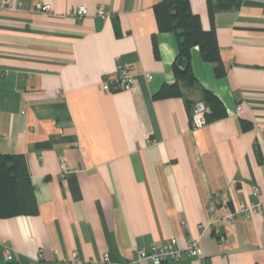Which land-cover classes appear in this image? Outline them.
I'll return each instance as SVG.
<instances>
[{
	"label": "crops",
	"instance_id": "crops-1",
	"mask_svg": "<svg viewBox=\"0 0 264 264\" xmlns=\"http://www.w3.org/2000/svg\"><path fill=\"white\" fill-rule=\"evenodd\" d=\"M7 1L0 154L22 156L35 206L0 218V264H65L73 251L125 264L171 239L200 248L177 264H264V0H188L215 31L225 72L216 76L194 46L197 84L166 98L154 95L175 82L178 48L174 32L158 29L162 0ZM79 5L87 12L76 19ZM121 66L132 87L103 91ZM200 87L225 116L193 128ZM238 203L259 211L244 217Z\"/></svg>",
	"mask_w": 264,
	"mask_h": 264
},
{
	"label": "trees",
	"instance_id": "trees-1",
	"mask_svg": "<svg viewBox=\"0 0 264 264\" xmlns=\"http://www.w3.org/2000/svg\"><path fill=\"white\" fill-rule=\"evenodd\" d=\"M154 13L160 31L175 33L178 48L172 64L175 82L162 85L154 98L180 97L183 84H197L189 62L190 50L194 46H198L205 61L214 64L216 76L224 74L215 31L201 28L188 0H162L155 5ZM199 93L200 101L209 109L205 115L206 121L225 116V109L214 94L201 87ZM34 206L33 189L24 159L20 155L0 154V218L31 214Z\"/></svg>",
	"mask_w": 264,
	"mask_h": 264
},
{
	"label": "built area",
	"instance_id": "built-area-1",
	"mask_svg": "<svg viewBox=\"0 0 264 264\" xmlns=\"http://www.w3.org/2000/svg\"><path fill=\"white\" fill-rule=\"evenodd\" d=\"M10 7L7 0H0V8ZM35 9L42 12H50V6L43 3H36ZM86 8L82 5L76 6L71 10L70 15L76 19H81L86 15ZM98 13L102 16H107L110 14V11L106 7L100 6L98 8ZM149 78V76H148ZM133 77H132V68L129 66H121L118 69L106 76L102 83L101 89L106 92H115L120 90H129L132 87ZM209 112V109L202 101L195 102L192 105L191 113V124L193 128L201 127L206 123L205 115ZM62 169L64 171L69 170L65 164H62ZM256 193V190H253ZM212 202H210V207ZM237 212L243 215L244 217H250L253 214L259 211L258 205H248L244 203H238ZM221 242L223 237H220ZM200 248L195 239H189L185 246L182 248H176L174 246V240H167L160 245H154L150 248L149 251L144 249H137L128 263H135L138 261H148L151 264H177L183 257H199ZM9 251H5V258L10 259ZM65 264H120L118 262L112 261L108 254L105 253L103 257L98 260L92 259H80L77 257V252L73 251L71 257H69Z\"/></svg>",
	"mask_w": 264,
	"mask_h": 264
}]
</instances>
